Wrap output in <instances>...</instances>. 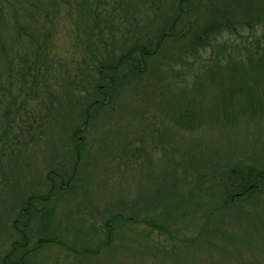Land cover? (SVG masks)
<instances>
[{"label":"trees","instance_id":"16d2710c","mask_svg":"<svg viewBox=\"0 0 264 264\" xmlns=\"http://www.w3.org/2000/svg\"><path fill=\"white\" fill-rule=\"evenodd\" d=\"M28 2V8L22 10ZM6 4L0 5V180L3 182L0 193L9 191L6 189H12L9 196L16 193L19 187L16 176L24 175L22 178L26 179L30 174L24 168L18 172L17 160L22 144L34 146L44 130H49L52 135L59 134V138L63 134L62 142L67 150L49 169L58 157L53 144L51 157L45 165L47 176L41 182L38 180L36 190L31 189L25 197L24 192L10 196L11 209H16L17 213L5 232L7 241L0 239V264H38L35 253L40 247L57 242L51 234L54 233L52 220L57 204L65 194L77 192L80 185H84L85 197V186L88 190L91 183L84 174L89 172L90 163L93 165L101 157L111 167V171L103 170L102 184L108 186L119 178L120 181L131 180L137 168L143 166L149 169L150 175H158L150 166L154 154L170 155L172 160L167 163L166 171L159 173L169 178L168 185L160 187L159 196H153L150 203H146L145 198L139 201L133 191L130 193L134 195L129 198L132 201L128 203L121 200L127 191L121 190L117 197H109L107 207L122 208H117L115 214L113 211L105 213L103 230L106 239L102 247L112 243L115 223L120 219L123 223L147 226L148 236L145 234L142 242L145 246L138 247L145 249V253L147 249H153L149 239L154 233L163 240L156 241V248L159 246L164 254L168 252L169 239L175 243L170 246H177L174 251L168 252L174 257L180 246L191 247L200 253H225L226 257L235 244L251 245L256 242L255 238L264 240V216H258L260 226L250 241L234 234L235 224L231 230L235 232L227 230L223 234L226 237L220 241L208 240L207 236H214L212 226L209 229L212 211L207 205L198 203L211 192L207 196L216 199L218 208L229 211L236 222L242 220L248 206L252 204L254 208L264 202V157L263 160L253 159L254 154L248 149L253 147L247 141L238 159L223 164L224 160L219 156L222 152L205 147L197 140L187 143L183 149L179 141L185 144L178 135L180 131L193 132L205 125L237 129L261 116L264 119V0H21L20 3L14 0L13 4ZM146 12L151 14L147 21L141 17ZM60 20H68L67 28L75 36L76 50H83L81 63L75 64L84 69L75 66L70 71L65 66L63 70L61 62L55 64L57 59L49 49V32ZM12 30L18 35L11 41ZM104 30L113 32L109 34ZM4 31L8 33L10 44L2 35ZM18 40L27 44L31 54L22 51L23 47L12 53L10 48ZM25 77H32L30 83ZM130 82H134L135 87L140 84L142 95L139 89L134 94L140 95L144 103L133 97L134 101L127 108L117 109L116 101L123 97V88ZM16 84H19V93L29 90L31 97L39 96L37 111L23 110L28 98L19 105L16 103V96L11 91ZM96 84H102V89H95ZM69 95L74 98L69 102L77 105L78 111L65 126L57 121V116H64L55 105ZM149 108L155 115L152 114L151 121L145 115ZM115 109L118 110L116 122H110L114 123L113 127L103 129V138L105 140L109 131L124 123L123 139L127 144L115 155L108 156L98 147L97 154L87 163L91 146L87 145L85 137L90 133L92 120L95 122L104 113L109 116ZM19 111L32 115L30 119L20 117L18 122L12 115ZM161 117L174 129L158 131ZM153 124L157 131L152 129ZM81 134H85L84 139ZM169 135L174 141L171 145L166 143ZM166 144L170 149L165 147ZM235 146L239 148L240 144L235 143ZM175 158L177 161L173 160ZM36 173L40 171L36 169ZM177 173L182 188L187 189L181 194L178 191L179 198L175 195L173 201L177 202L172 203L175 205L171 208L172 216H175L176 206H182L185 211L191 205L193 209L198 208L199 217L195 222L203 221L205 216L208 220V224L201 226L193 237L179 238L180 229L172 232L169 225L146 219L144 211L137 215L134 212L137 206L140 209L145 206L144 209H153V212L164 205V198L174 194L177 187L174 177ZM22 185L27 187V183ZM40 185L44 186L45 192L39 191ZM127 207H132L130 217L124 215ZM98 208L92 206L90 209ZM182 215L184 213L179 216ZM73 222L72 225L77 224ZM92 230L90 228L88 233ZM204 232L208 235L203 236ZM61 245L74 257L95 254L78 238ZM248 260V264H260L254 256ZM232 261L241 264L237 256L232 257Z\"/></svg>","mask_w":264,"mask_h":264},{"label":"rangeland","instance_id":"374dc122","mask_svg":"<svg viewBox=\"0 0 264 264\" xmlns=\"http://www.w3.org/2000/svg\"><path fill=\"white\" fill-rule=\"evenodd\" d=\"M21 0H19L20 3ZM16 2V1H15ZM7 6L8 4H13L14 0H0V5ZM165 4V2H163ZM29 2L26 3V7L21 8L22 10H25V8H28ZM140 6V4H139ZM65 9L64 11H67L66 7L63 6ZM20 11V10H18ZM75 11L73 12V14ZM151 16L150 13L146 12L141 17L144 19H149ZM73 19V18H72ZM8 21V20H7ZM69 22L64 21L62 22L60 20V23L58 26L53 27V29H50V38L49 42H51L50 50L51 53L55 56L57 59V63L61 62L63 66V70L65 69V66H67L70 71H72L75 66L81 70L84 67L82 66L81 69L79 68V65L75 64L77 61L81 63L80 56L82 54L81 51L83 50H76V45L74 44L73 38L75 36H72V31L69 30L67 27H69ZM13 31V38L12 40L16 39V35L18 33L15 30ZM106 33H112L113 31H106ZM109 34H105L106 36H109ZM2 35L5 36L7 39L8 44H10L9 38L7 37L8 33L7 31L2 32ZM102 37V36H101ZM24 42V41H23ZM22 41L18 40V43L15 44L14 47H11L10 50L12 53H17L18 48L23 47L22 51H25L28 54H31L30 48L27 46L26 43H23ZM127 45V43H126ZM48 51V50H47ZM74 64V65H72ZM93 74V73H92ZM67 77H70L69 75ZM28 80V83H30V78L32 77H25ZM27 83L28 89L29 84ZM97 83V79L95 81ZM22 84V83H21ZM19 84L14 85L13 89L11 88V91L14 92V95L16 96V103L19 105L23 102L26 98V102L24 103L23 110L26 109V112H35L38 108L39 103V96L36 94V96L31 97V91L25 90L19 93V87L17 86ZM102 84H96L95 89H102ZM140 88V84L138 87H135L134 82H130V84H126V86L123 88V97L118 99L116 101V107L117 109L119 107L121 108H127L131 102L134 101L133 97L136 98V100H140L144 103V100L142 97L135 93V90ZM140 90V89H139ZM10 91V93H11ZM101 91V90H100ZM26 94V96H25ZM84 94V93H83ZM126 94V95H125ZM140 94L142 95V87L140 90ZM82 95V94H81ZM132 95V97H130ZM68 97V98H67ZM67 97H63L58 104L55 105V108L60 110L59 113H61L64 117H58L57 121L60 124L68 125L69 124V118L71 121V116L75 114L78 111L77 105H73L70 102L74 98H72V95H69ZM70 101V102H69ZM68 104V105H67ZM133 104H136L134 102ZM134 106L132 105V108ZM150 109V108H149ZM151 110V111H150ZM149 110V114L146 111V118L151 121V116L153 114L152 109ZM118 110L112 111V116H106L104 113L103 116L100 114V119H97L95 122L92 120L91 129L89 130L88 136L85 137L87 145L91 146L88 150L90 151L91 157H89V160H87V163L90 162V159L92 156L94 157L97 154L98 147L102 148L105 151V155H115L117 151L121 148H124L127 144V141L123 139L124 132L123 128H125V124L121 123L118 126V129H115L113 131H109V135H106L105 140L103 138V129H107L114 126V123L116 122L114 119L118 117ZM152 112V113H151ZM32 115V114H31ZM31 115L28 113H25L23 111H19L17 114L12 115L13 119H17L19 122L20 117L22 119L24 116L30 119ZM124 116V115H122ZM121 116V117H122ZM155 117V115L153 114ZM60 119L61 122L59 121ZM114 122V123H110ZM144 123V122H143ZM53 124V123H52ZM149 124V123H148ZM29 125V124H27ZM154 131H157L154 124L152 125ZM47 127V126H46ZM149 127V126H148ZM158 131L159 129H165V130H173L174 128L169 125V123L165 120V118L161 117L160 121L158 123ZM163 131V130H161ZM168 134V133H167ZM59 135V134H58ZM58 135H52L49 130H44L43 135L41 138L37 140V144L34 146L28 145V144H22L21 145V154H19V158L17 160V166L18 172L22 171V168H24L25 171H29L30 174L26 177V179L22 178L24 175L16 176V184L19 186L16 190L17 192L14 194H11L10 196H19L21 192H24V197L27 196V194L30 192L31 189H35L37 186V182H41L45 176H47V169L45 167L47 160L51 157L53 144L56 146V152L58 154V157L54 159V162L51 163L49 166V169L54 166V163L59 160V156H62L66 153L64 143L62 142V136L61 138L58 137ZM84 139L85 134H81ZM179 139H181V142H183L185 145L181 144V147L185 149V146L187 143H192L193 141L197 140L202 142V145H205V147H209L210 149H215L220 152H222L221 155H219L223 160L224 163H227L231 160L238 159L241 154L244 143L248 142V145H252L253 148H248L249 153L252 152L254 154V158L257 160H263L262 157H264V119L261 117L257 118L252 123H249L247 125L240 126L237 129L231 128L226 129L223 127H216L211 125H205L203 127H200L198 130L193 132H183L180 131ZM125 136L128 137L126 134ZM123 140H122V139ZM261 138V141H260ZM178 140V139H177ZM80 141V140H79ZM82 141H80L81 143ZM174 142L170 135L166 138V143L169 145ZM235 143H239L240 147H236ZM138 144V143H137ZM165 145L167 149H170L168 145ZM180 148V149H182ZM177 149V146H176ZM179 149V150H180ZM102 150V151H103ZM169 151V150H168ZM167 151V152H168ZM166 152V153H167ZM240 152V153H238ZM165 153V154H166ZM136 155V154H135ZM161 154H154L153 155V161H151L150 166H152V171L154 174L158 175H150L149 169L145 166L139 167L136 170L135 177L131 180H121L119 178L118 180H114V182L108 186L105 184H102V178L105 176L103 170L106 172L109 170L111 171V167L106 165L107 160L104 159V157H101L100 159L97 158L93 165L90 163V169L89 172H86L84 174V177L89 180L91 183L87 190L86 188V194L84 197V185H80V189L77 192H73L72 195L65 194L64 197L59 201L57 204V208L55 210V216L53 218L52 227L54 233H51L54 238H56L57 242L55 243H47L45 245H42L40 248V251L36 252V260L38 264H226L230 263L234 264V261H232V257L237 256L239 258L241 264H248L249 257L254 256L257 261L260 264H264V240L263 239H256L254 232L257 231V227L260 226V219L258 216H264V202L258 204L254 208H252V204L248 206L243 215L242 220H238V222L235 221L234 218L230 217V212L226 211L222 208L217 207V202L214 197H212L214 200L209 199L210 196H207L211 194V192L206 193L205 197L201 201H198L201 205H207L208 208H211L210 213V219H213L209 222V229L212 226V234H214L213 238L212 236H207L208 240H219L221 238H224L223 234L224 232L227 233V230L230 232L234 229V224L237 225L236 232L234 234H239L240 239H245L246 241H250V237L255 238L256 242L251 243V245H245L244 242L240 241L238 243L242 244H235V248L232 252H227L226 257H224L225 253L217 254L215 252H199V250H194L191 247H179V249L176 250L177 254H174V256H170V253L174 251V249L177 247L170 248V246L175 244L173 241L169 239V245L167 249V253L164 254L163 250L158 246L156 248L157 240L160 239L162 242V238H159V236H156V234L150 233V246L153 247L150 249H147V253H145V249H141L138 247H144L145 244L142 242L145 241L144 236L148 232L147 226L141 225V224H132V223H123L121 222V219L118 220L115 223V232L113 236V241L111 244H109L106 247H102V243L106 239V236L104 233L105 230H103V224H104V218H106L105 213H109L110 211H113L112 213H116L117 208L120 210L122 207H117L116 209L114 207H107V204L110 202V196L117 197L118 193H121L120 191L123 190L126 196L123 195L122 197L124 199H121L122 201H132L129 198H132L134 193L136 194V198H139V201H142L143 198H145L146 203H150L153 200V196L157 197L159 196L160 187L167 186L169 183V178L164 175H159L160 171H166V165L170 161V155H162ZM231 158L230 160H228ZM178 158L173 159L174 161H177ZM170 160V161H169ZM106 162V163H105ZM85 162L82 163V166ZM112 166V165H111ZM36 169L40 171V173H36ZM151 172V171H150ZM18 174V173H17ZM82 177V179L84 178ZM177 181V187L175 188L174 194H170L166 198H164L163 203H165L162 206H159L154 210L153 212L151 210L153 209H144L145 206L136 207L134 209V212L137 215L140 211H144V216H146V219H153L157 223L169 225L170 230L173 232L174 229H180L178 233L179 238L186 237H193L197 235V232L199 228L205 224H208V220L206 216L203 218V221L195 222V218H198V208H194L190 205V208H187L185 211L183 210V207L174 208L173 212L175 213V216H172L171 214V208L174 207L172 203H175L177 201H173L176 196L179 198L176 194H181V192L185 191L187 187L182 188V182L179 179L180 175L177 173V175H174ZM156 178V179H155ZM39 180V181H38ZM83 181V180H82ZM27 183V187L21 184ZM84 183V181H83ZM3 187V182L0 180V189ZM39 191L41 193L44 191V186L40 185ZM9 191H12V189H6ZM15 190V191H16ZM36 190V189H35ZM9 191H3L0 193V239H5L7 241L6 237V230L10 228L9 224L12 223V220L14 219L17 210L11 209V197L9 196ZM33 191V190H32ZM134 193H130V192ZM179 191V193H178ZM176 195V196H175ZM23 197V198H24ZM125 197L127 199H125ZM135 198V197H133ZM21 199V198H19ZM160 199V198H159ZM158 199V200H159ZM115 200V198H114ZM169 203V204H168ZM196 204V203H195ZM96 206L99 207L96 210L91 211V207ZM140 206V205H139ZM113 208V209H111ZM132 207H127L126 212L124 215L126 217H130V211ZM121 213V212H120ZM181 213H184V215L179 216ZM209 213V212H208ZM143 214V213H142ZM140 214V215H142ZM121 215L124 217V215L121 213ZM168 216L171 217V219H165L164 217ZM139 217V216H138ZM143 217V216H142ZM75 221L77 223L76 225H72L71 222ZM74 223V222H73ZM92 228V232L88 231ZM149 235V236H150ZM174 235V234H173ZM204 235H208V232H204ZM245 235V236H244ZM148 236V234H146ZM161 237V235H160ZM78 238L80 243L88 246V248L91 249L92 252H95V254H92L90 256H78L74 257L70 255V252H66L61 244H69L71 239ZM166 240L165 238H163ZM232 241H234L233 238H229ZM167 241V240H166ZM237 241V239H236ZM168 242V241H167ZM147 244V243H146ZM165 244V243H163ZM168 244V243H167ZM0 245V250H1ZM7 246V245H6ZM137 247V249H136ZM45 248V249H44ZM4 250V249H2ZM39 250V249H38ZM172 250V251H169ZM97 251V252H96ZM145 253V254H144ZM153 254V255H152ZM143 255V256H142ZM228 261V262H226Z\"/></svg>","mask_w":264,"mask_h":264}]
</instances>
